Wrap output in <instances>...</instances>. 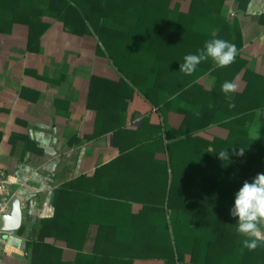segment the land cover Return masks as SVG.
<instances>
[{
	"label": "crops",
	"instance_id": "0c3cea01",
	"mask_svg": "<svg viewBox=\"0 0 264 264\" xmlns=\"http://www.w3.org/2000/svg\"><path fill=\"white\" fill-rule=\"evenodd\" d=\"M199 4L170 0L165 7L174 27L181 25L180 13L195 8L199 14L194 20L187 15L185 25L201 34L190 38L194 47L180 62L174 44L168 52L173 62L166 67L156 54L157 38L142 36L133 61L121 54L118 64L94 26L54 15L64 10L65 0H0V168L9 180L8 197L17 196L22 205L21 227L3 235L0 264H31L34 240L44 234L46 242H54L42 227L56 215L63 225L84 224L73 232L86 234L80 248L56 245L55 259L124 264L134 211L156 207L167 173L168 185L172 172L197 170L191 158L210 138L230 133L224 125L234 118L229 104L246 89V74L254 91L245 104L264 102V0H244L243 7L239 0H224L205 15L208 5ZM31 21L48 24L33 46ZM232 34H237L234 63L219 68L208 60L191 76L180 71L187 54L215 38L232 43ZM225 81L238 85L230 100L221 91ZM243 117L232 127L251 139L249 129L258 123L261 135V108ZM178 141L182 149L170 152ZM172 153L181 155L174 167ZM148 219L162 230L168 216L152 210Z\"/></svg>",
	"mask_w": 264,
	"mask_h": 264
},
{
	"label": "trees",
	"instance_id": "16d2710c",
	"mask_svg": "<svg viewBox=\"0 0 264 264\" xmlns=\"http://www.w3.org/2000/svg\"><path fill=\"white\" fill-rule=\"evenodd\" d=\"M71 1L65 0L64 10L54 15L68 23L77 20L81 25L87 26L90 23L94 26L100 40L118 64V56L121 54L133 61L140 36L151 41L157 38L159 50L156 54H161L159 61L167 67L168 63L173 62L168 52H172L174 44L180 49L175 57L180 62L183 53L194 47V40L190 38L201 35L185 25V21L188 22L187 15L194 20L199 14L195 8L190 13L179 14L177 23H181L180 26L171 25L176 22L164 11L170 5V0ZM239 1L243 7L244 0ZM201 2L208 5L202 11L205 15L210 13L211 5L217 2L221 4L224 0H195L194 7L201 5ZM153 21L158 25L153 26ZM47 26L45 21L30 22V46L37 44ZM236 35H230L234 39L233 44ZM246 75L248 85L244 91L235 94L232 100L234 107L229 110L234 118L224 124L230 128V133L225 137L210 138L208 146L202 147L197 156L193 155L195 157L191 158L189 165L197 170L172 172L168 185L167 173L164 185L159 187L160 201L156 207L142 205L134 211L130 257L124 264H134V259L152 258L159 259L161 264H264V244L255 251L244 248L242 241L245 237L236 231L238 218L230 215L235 194L243 183L252 182L257 174H264V102L258 100L250 106L245 104L254 91L252 78ZM146 78V75L143 76V79ZM130 79L136 82L135 77ZM147 96L151 98L150 92H147ZM258 108L262 110V132L260 138L253 141L243 130L232 125L242 121L245 113ZM181 144L183 141L174 143L170 152L173 148L181 150ZM244 146V155L237 156L235 153ZM250 146L255 150L249 152ZM222 150L229 152L228 161L219 159L218 152ZM180 160V154L170 155L172 167L180 164ZM152 210L163 211L168 216L162 230L149 222L148 216ZM83 226L78 222L63 225L59 215L49 221L45 220L42 232L52 234L54 242H46L44 234L34 240L31 264H71L54 258L59 249L57 246L80 248L86 233L76 234L73 229H82ZM198 246L200 250H197ZM229 256L232 259L228 262Z\"/></svg>",
	"mask_w": 264,
	"mask_h": 264
},
{
	"label": "clouds",
	"instance_id": "9594fccd",
	"mask_svg": "<svg viewBox=\"0 0 264 264\" xmlns=\"http://www.w3.org/2000/svg\"><path fill=\"white\" fill-rule=\"evenodd\" d=\"M237 54L235 44L220 38L211 39L206 41L204 47L197 53L187 54L183 58L180 71L191 76L202 62L208 60H211L216 67H228L234 63ZM237 90L238 85L232 81H225L221 85V91L229 100L231 99L230 94ZM229 107H234V104H229ZM260 129L258 123H254L249 129L248 134L253 141L260 138ZM245 148V146L240 148L235 154L243 156ZM218 153L222 161L229 160L230 154L227 150ZM230 215L238 218L236 231L245 237L242 241L244 248L255 251L261 244H264V174H257L252 182L243 183L235 194L234 206L230 210Z\"/></svg>",
	"mask_w": 264,
	"mask_h": 264
},
{
	"label": "water",
	"instance_id": "95a60500",
	"mask_svg": "<svg viewBox=\"0 0 264 264\" xmlns=\"http://www.w3.org/2000/svg\"><path fill=\"white\" fill-rule=\"evenodd\" d=\"M22 224V205L17 196L10 199V209L1 218L0 228L5 231L17 230Z\"/></svg>",
	"mask_w": 264,
	"mask_h": 264
},
{
	"label": "built area",
	"instance_id": "2783aa9c",
	"mask_svg": "<svg viewBox=\"0 0 264 264\" xmlns=\"http://www.w3.org/2000/svg\"><path fill=\"white\" fill-rule=\"evenodd\" d=\"M9 180L6 172L0 168V222L2 215L7 213L10 209V198L8 197ZM13 230L5 231L0 228V249L2 246V238L4 233L12 232Z\"/></svg>",
	"mask_w": 264,
	"mask_h": 264
},
{
	"label": "rangeland",
	"instance_id": "374dc122",
	"mask_svg": "<svg viewBox=\"0 0 264 264\" xmlns=\"http://www.w3.org/2000/svg\"><path fill=\"white\" fill-rule=\"evenodd\" d=\"M229 198L232 199L231 197H229ZM229 198H227V199H229ZM263 250H264V249H263ZM231 259H232V257L229 256L228 259H227V261L229 262V261H231Z\"/></svg>",
	"mask_w": 264,
	"mask_h": 264
}]
</instances>
